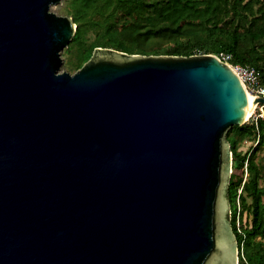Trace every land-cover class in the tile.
<instances>
[{
  "label": "water",
  "instance_id": "1",
  "mask_svg": "<svg viewBox=\"0 0 264 264\" xmlns=\"http://www.w3.org/2000/svg\"><path fill=\"white\" fill-rule=\"evenodd\" d=\"M61 1L0 0V264H239L241 77L214 54L103 47L61 72Z\"/></svg>",
  "mask_w": 264,
  "mask_h": 264
},
{
  "label": "trees",
  "instance_id": "2",
  "mask_svg": "<svg viewBox=\"0 0 264 264\" xmlns=\"http://www.w3.org/2000/svg\"><path fill=\"white\" fill-rule=\"evenodd\" d=\"M65 11L77 25L64 49L76 70L97 47L142 55L226 52L232 63L254 66L264 84V0H67ZM156 39L164 46L151 48ZM242 139L257 141L250 153L239 150ZM227 140L233 169L247 172L244 181L232 172L229 182L239 264H264V162L257 159L264 118L233 126Z\"/></svg>",
  "mask_w": 264,
  "mask_h": 264
},
{
  "label": "built area",
  "instance_id": "3",
  "mask_svg": "<svg viewBox=\"0 0 264 264\" xmlns=\"http://www.w3.org/2000/svg\"><path fill=\"white\" fill-rule=\"evenodd\" d=\"M214 55L229 64L236 71V73L241 77L242 81L244 82L248 93L254 95L256 98H264V84L262 83V80L260 78V73L254 66L232 63L231 60L233 56L230 53L221 52L219 54ZM252 116L254 121H257L259 117L264 118V103H257V106ZM245 170H247L246 166Z\"/></svg>",
  "mask_w": 264,
  "mask_h": 264
},
{
  "label": "rangeland",
  "instance_id": "4",
  "mask_svg": "<svg viewBox=\"0 0 264 264\" xmlns=\"http://www.w3.org/2000/svg\"><path fill=\"white\" fill-rule=\"evenodd\" d=\"M66 1L67 0H62L59 4L53 5L51 7V11L55 12L58 15L69 16L68 13L65 11ZM92 39H93V37H90V40H92ZM165 42L166 41H164V40L156 39L150 43V46H151V48H161V46H164ZM61 57L63 59V64L61 66L60 71L61 72L66 71V72H69L71 74H74L77 70L72 65L73 59L70 57V55L65 53L64 50H62ZM252 115H251V117H249L247 123L251 122L253 120ZM256 144H257V141H253L251 139H242V140H240L239 150L242 151L243 153H247V152L250 153L254 149ZM257 159L262 160L264 162V150L263 149L258 150ZM233 172H235L238 176L242 177L243 181L246 180V178H247V172L246 171L242 172L241 170H234L233 169ZM263 185H264V183H263ZM240 190L241 189H239V192H240ZM243 223L244 224L249 223V219L246 217V215L243 218Z\"/></svg>",
  "mask_w": 264,
  "mask_h": 264
},
{
  "label": "bare ground",
  "instance_id": "5",
  "mask_svg": "<svg viewBox=\"0 0 264 264\" xmlns=\"http://www.w3.org/2000/svg\"><path fill=\"white\" fill-rule=\"evenodd\" d=\"M249 94H250V93H249ZM250 96L252 97L253 104H254V110H255V108H256L258 102H256V97H255L254 95L250 94ZM254 110H253V111L250 113V115L246 118L247 120L249 119V117H251V115L253 114Z\"/></svg>",
  "mask_w": 264,
  "mask_h": 264
}]
</instances>
